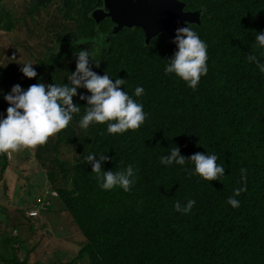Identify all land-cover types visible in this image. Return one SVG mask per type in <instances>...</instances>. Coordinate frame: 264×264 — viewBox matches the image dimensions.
Masks as SVG:
<instances>
[{"label": "trees", "instance_id": "trees-1", "mask_svg": "<svg viewBox=\"0 0 264 264\" xmlns=\"http://www.w3.org/2000/svg\"><path fill=\"white\" fill-rule=\"evenodd\" d=\"M52 1L35 0L32 11ZM179 1L186 11H202L201 24L190 27L208 46V73L195 89L165 74V61L177 50L167 35L147 45L143 32L134 29L105 38L106 44L93 43L108 28L96 27L88 17L73 33L76 38L59 40L38 61L36 78L23 75L27 89L42 82L45 71L53 77L62 59L99 47V66L92 64L93 71L124 79L121 89L147 114L140 128L123 134H110L107 123H94L83 155L109 156L102 165L106 171L131 164L136 183L130 192L102 190L83 157L66 171L71 188L58 189L59 201L54 199L52 207L64 210L61 214L70 216L86 241L68 264L83 258L89 264H264V73L247 60L264 53L254 43L256 33L264 31V0ZM77 2L66 0L69 10ZM80 40L89 42L74 44ZM137 86L144 88L140 97L135 96ZM8 106L0 105V113ZM175 146L186 158L216 154L225 176L204 180L190 174V161L161 164L160 157ZM0 163L3 174L9 165L5 153ZM242 168L247 169V191L236 197L240 206L233 208L227 200L243 186ZM190 199L196 201L190 213L175 211L176 201L184 205ZM0 264L27 262L0 255Z\"/></svg>", "mask_w": 264, "mask_h": 264}, {"label": "rangeland", "instance_id": "rangeland-1", "mask_svg": "<svg viewBox=\"0 0 264 264\" xmlns=\"http://www.w3.org/2000/svg\"><path fill=\"white\" fill-rule=\"evenodd\" d=\"M80 3L69 10L62 0H53L47 8L32 11L35 0H1L0 90L8 93L15 84L26 89L21 63H32L35 68L59 40L77 32L82 19ZM75 69L76 58L72 55L54 66L53 77L45 71L42 82L70 83L67 77ZM78 91L90 94L83 88ZM73 101L81 111L73 114L65 129L46 144L5 153L9 165L3 174L0 163V255L7 261L16 257L19 263L68 264L76 260L86 243L70 216L61 214L64 210L59 206L58 211L52 207L54 199L59 201L56 191L71 188V175L66 171L81 162L92 140L94 123L87 129L79 126L86 101H81L79 95ZM0 105L8 106L2 96ZM34 207L41 212L32 218L29 212ZM74 264L89 262L83 258Z\"/></svg>", "mask_w": 264, "mask_h": 264}, {"label": "clouds", "instance_id": "clouds-1", "mask_svg": "<svg viewBox=\"0 0 264 264\" xmlns=\"http://www.w3.org/2000/svg\"><path fill=\"white\" fill-rule=\"evenodd\" d=\"M103 34H97L92 42L97 40L105 43ZM80 40L74 44L88 43ZM176 51L172 57L165 61V74H174L182 79L188 87L195 89L202 76L208 73V46L200 36L190 27L184 26L176 30L172 41ZM258 48L264 49V31L255 35ZM58 48L56 49V52ZM100 51L96 47L93 51L79 50L76 53V69L67 77L70 83L45 84L37 82L27 89L20 84L12 86L10 92L0 90V96L9 105L5 114H0V154L15 152L21 148H36L46 144L50 137L65 129L73 119V114L81 111L80 105L74 103L73 97L79 95L81 101H86V111L79 121V126L87 129L91 124L107 123V132L110 134H123L128 130H136L146 120V113L142 103L134 99L127 91L121 89L125 80L113 79L108 73L104 75L93 71L92 64L99 66L95 54ZM247 60L254 63L261 73H264V53L260 57L248 55ZM91 61V64H90ZM20 71L31 79L37 77V71L32 63H21ZM86 89L87 93H80L79 89ZM144 94V88L137 86L135 96ZM98 157V158H97ZM111 158L106 154L99 156L92 152L83 157L85 163L91 164L92 172L96 173L98 186L105 191L116 187L130 192L136 183L134 167L129 164L124 170H104L105 161ZM216 154L195 153L186 158L179 147H173L170 152L160 157L161 164L185 166L189 161L194 165L190 174L198 175L204 180H220L225 176V166L217 163ZM242 187L233 189V195L227 203L238 208L240 201L236 198L247 191V169H241ZM196 204L195 200H188L182 205L176 201V212L188 214Z\"/></svg>", "mask_w": 264, "mask_h": 264}, {"label": "water", "instance_id": "water-1", "mask_svg": "<svg viewBox=\"0 0 264 264\" xmlns=\"http://www.w3.org/2000/svg\"><path fill=\"white\" fill-rule=\"evenodd\" d=\"M104 3L108 12L103 18H111L116 24L110 35L124 28H138L147 45L162 34L173 41L178 28L201 24L202 11H186V4L179 0H104ZM174 45L172 42L171 47Z\"/></svg>", "mask_w": 264, "mask_h": 264}, {"label": "flooded vegetation", "instance_id": "flooded-vegetation-1", "mask_svg": "<svg viewBox=\"0 0 264 264\" xmlns=\"http://www.w3.org/2000/svg\"><path fill=\"white\" fill-rule=\"evenodd\" d=\"M62 1L65 3V6H67L66 0H62ZM73 7H74V4H73ZM106 12L108 11L106 10L104 0H88L86 4L80 3V14L79 15L82 19L80 23H78V26L81 25V23L83 24L85 17H88L93 21L96 27L106 26L108 28L104 36H106L105 38H107V40L109 41V39L112 38V36H114V35H110V32L113 30L116 24L112 21L111 18H107V17L103 18ZM134 29H138V28H131V29L124 28L118 34H120L121 32L125 30L133 31ZM67 38H76V37L74 34H70L69 36H67Z\"/></svg>", "mask_w": 264, "mask_h": 264}, {"label": "built area", "instance_id": "built-area-1", "mask_svg": "<svg viewBox=\"0 0 264 264\" xmlns=\"http://www.w3.org/2000/svg\"><path fill=\"white\" fill-rule=\"evenodd\" d=\"M41 210H37V207H34L32 211L29 212V216L32 218L38 217Z\"/></svg>", "mask_w": 264, "mask_h": 264}, {"label": "crops", "instance_id": "crops-1", "mask_svg": "<svg viewBox=\"0 0 264 264\" xmlns=\"http://www.w3.org/2000/svg\"><path fill=\"white\" fill-rule=\"evenodd\" d=\"M9 175H10V172H9ZM50 234H53V233H49V235H50Z\"/></svg>", "mask_w": 264, "mask_h": 264}]
</instances>
